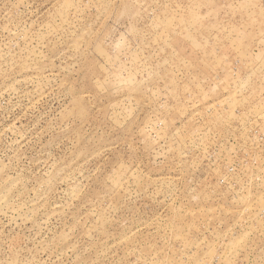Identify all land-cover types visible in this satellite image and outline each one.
<instances>
[{
    "label": "rangeland",
    "instance_id": "obj_1",
    "mask_svg": "<svg viewBox=\"0 0 264 264\" xmlns=\"http://www.w3.org/2000/svg\"><path fill=\"white\" fill-rule=\"evenodd\" d=\"M0 264H264V0H0Z\"/></svg>",
    "mask_w": 264,
    "mask_h": 264
}]
</instances>
